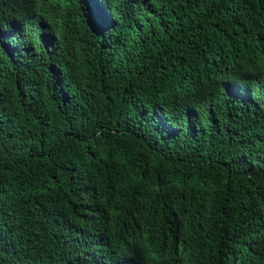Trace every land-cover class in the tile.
I'll list each match as a JSON object with an SVG mask.
<instances>
[{"label":"trees","instance_id":"16d2710c","mask_svg":"<svg viewBox=\"0 0 264 264\" xmlns=\"http://www.w3.org/2000/svg\"><path fill=\"white\" fill-rule=\"evenodd\" d=\"M0 264H264V0H0Z\"/></svg>","mask_w":264,"mask_h":264}]
</instances>
